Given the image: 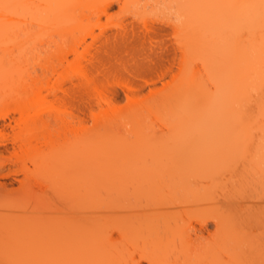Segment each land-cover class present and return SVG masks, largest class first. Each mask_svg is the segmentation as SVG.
I'll use <instances>...</instances> for the list:
<instances>
[{"label": "rangeland", "instance_id": "1", "mask_svg": "<svg viewBox=\"0 0 264 264\" xmlns=\"http://www.w3.org/2000/svg\"><path fill=\"white\" fill-rule=\"evenodd\" d=\"M44 1L27 0L29 12L24 17L0 25V115L4 116L0 148L8 149L0 151V264L21 260L25 253L47 264L44 259L61 236L50 235L49 230L59 224L67 252L87 240L90 250H109L117 260L89 264H132L139 257H146L150 264H172L173 257L195 248L192 229L201 222L207 223L211 240L216 241V219L226 213H233L237 224L241 264H264V126H258L262 124L259 117L247 118L251 140L242 137L245 142L240 144L235 134L234 141H229L233 135L229 134L222 142L226 150L222 140L215 142L217 146L213 140L205 141L201 149L188 138L176 144L155 116L140 118L136 125L125 121L129 118L85 115L79 123L76 117L63 115V111L76 115L75 108L51 102L54 94L69 85L64 53L75 64L98 45V39L86 33L83 45L71 52V42L89 30L94 35L103 30L125 35L115 45L113 41L112 53L104 55L105 69L98 74L111 82L103 95L112 90L119 93L118 106L127 105L128 93L116 80L156 82L143 84L141 96L150 98L179 77L184 68L180 51L164 52L176 47L178 39L170 29L161 36H149L145 25L175 19L176 0H68L72 4L61 15H53ZM120 20L126 28H113L111 24ZM193 68L202 70L198 61ZM32 91L47 100L34 109L45 119L24 125V112L18 110L25 100L18 96ZM29 108L31 112L33 107ZM56 115L66 117L69 124L56 121ZM25 141L34 149L19 147ZM90 142L96 146L93 187L84 208L72 206L66 197L73 188L69 177L75 167L73 156ZM92 151L85 148V154ZM179 165L191 169L178 174ZM157 234L164 240L154 248ZM19 245L25 246L21 254ZM141 264L149 263L142 260Z\"/></svg>", "mask_w": 264, "mask_h": 264}, {"label": "bare ground", "instance_id": "2", "mask_svg": "<svg viewBox=\"0 0 264 264\" xmlns=\"http://www.w3.org/2000/svg\"><path fill=\"white\" fill-rule=\"evenodd\" d=\"M42 4L45 8L51 9L53 15H61L70 8L72 3L68 0H45ZM175 5V19L158 21L156 25L145 24L148 27L149 36H161L169 29L171 30L178 39L177 46L165 48L164 52L180 51L184 64L181 75L166 82L160 92L150 98H143L141 96L143 84L154 86L156 82L145 80L142 84L114 80L116 84L127 90V105L125 107L117 105L116 98L119 95L117 91L112 90L109 95H103L105 86L111 83L99 78L98 75L102 69H105L102 68L107 61L104 55L112 53L109 49L113 41L112 45H115V40L125 35L119 31L105 33L104 30L94 35L93 31L89 30L77 35L78 37L71 42L69 46L71 52H76L77 48L83 45L87 34L92 40L98 39V45L88 51V54L79 56L75 64L69 61L67 52L64 53L63 61L67 74L65 80L69 85L61 88L58 94H54L51 102L75 108L76 115L66 111H63V115L69 114L71 118L76 117L79 123L84 122L85 115L94 119L97 117L129 118L124 120L136 125L142 120L140 118L155 116L176 139V144H181L188 138L191 144L201 149L205 141L212 140L213 144L222 140L220 145L223 147L222 142H226L229 134H233L228 138L229 141L235 135H237L235 140L240 144L245 137L251 140L252 126L247 125L249 120L247 118L257 116V119L260 118L257 121L262 123L258 126H264V0H176ZM28 10L27 0H0V25L4 27L3 25L6 26L7 22L19 21L14 18L24 17ZM111 25L113 28H126L123 20ZM196 61L200 63L201 71L193 68V63ZM29 94L18 96L21 100H25L21 104L24 107H19L18 109H21L18 112L21 114L24 112L22 115H25L24 118L19 114L21 119H26L24 125L30 122L36 125L45 117L43 114L34 112V109L47 103V100L39 91H32ZM26 105L27 109L33 107L32 114L29 111L30 108L26 109ZM1 117L4 116L0 115ZM20 117L19 120H21ZM54 118L65 125L69 124L66 117L56 115ZM29 130L32 135L35 134V128ZM224 146H227L226 143ZM19 147L32 150L35 146L25 141ZM86 147H91L93 151L85 154ZM222 147L219 148L222 152L227 149L223 147L225 149L223 150ZM0 151L5 153L8 149L0 148ZM95 151L94 144L83 143L79 152L73 156L75 167L69 174L73 188L66 197L72 206L81 205L80 207L84 208L90 196L89 193L93 187L91 180L96 164ZM206 160H202L201 163H207ZM180 166L176 167L178 174H184L191 167L189 165L188 169H181ZM180 170L185 172L181 173ZM3 173L6 174V172ZM206 224L203 221L199 227H193L197 245L188 254L173 257L172 264H207V262L241 264L242 253L239 242L236 240L237 224L234 214L226 213L216 219L217 240L214 242L211 240L212 233L207 229ZM57 233L61 235L60 240L53 247L51 246L47 258L44 259L46 263L89 264L95 260L117 261L112 259L113 254L109 250H90L87 240H83L79 249L67 252L62 224L51 227L49 230L50 235L54 236ZM163 240L164 237L161 234L154 235V248L160 247ZM229 241H232L231 245L226 244ZM17 250L21 254L25 251V246L19 245ZM22 256L21 260H11V264H15L16 261L18 264L41 263L40 259L27 253ZM142 260L150 264V260L146 257L135 258L132 264H141Z\"/></svg>", "mask_w": 264, "mask_h": 264}]
</instances>
